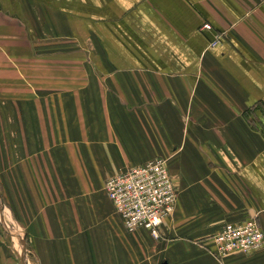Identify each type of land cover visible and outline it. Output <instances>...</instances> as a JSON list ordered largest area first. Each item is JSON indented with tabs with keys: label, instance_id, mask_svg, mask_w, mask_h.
I'll return each mask as SVG.
<instances>
[{
	"label": "crops",
	"instance_id": "1",
	"mask_svg": "<svg viewBox=\"0 0 264 264\" xmlns=\"http://www.w3.org/2000/svg\"><path fill=\"white\" fill-rule=\"evenodd\" d=\"M259 110L264 0H0V136L34 144V193H59L34 197L29 235L0 206V264H264L199 245L249 216L264 231ZM155 157L177 188L158 238L104 190Z\"/></svg>",
	"mask_w": 264,
	"mask_h": 264
},
{
	"label": "built area",
	"instance_id": "2",
	"mask_svg": "<svg viewBox=\"0 0 264 264\" xmlns=\"http://www.w3.org/2000/svg\"><path fill=\"white\" fill-rule=\"evenodd\" d=\"M210 28L209 24L205 25ZM218 41V40H217ZM104 190L128 232L147 230L159 237L160 226L173 214L177 188L167 161L156 157L108 176ZM208 247L222 260L233 253H249L264 247V231L252 216L225 223L208 237Z\"/></svg>",
	"mask_w": 264,
	"mask_h": 264
},
{
	"label": "rangeland",
	"instance_id": "3",
	"mask_svg": "<svg viewBox=\"0 0 264 264\" xmlns=\"http://www.w3.org/2000/svg\"><path fill=\"white\" fill-rule=\"evenodd\" d=\"M216 36H218V34H216ZM258 112H260L259 114L264 119V110H259ZM246 116L250 121L253 123L255 122L256 119L251 116V112ZM1 129L3 128L1 127L0 130ZM14 130L15 129H13V131ZM19 130L22 129L19 128ZM2 132L4 133V129ZM22 134L24 135L23 132ZM22 134H20L19 137L22 136ZM16 139L15 135L7 136L6 133L0 136V206L2 207L4 215L9 217L10 225L12 227L15 224L18 225L25 235H29L30 228H34V212L39 213V211L43 210L40 207L37 209V203H35L34 208V197L40 196L41 199L44 200V202L42 201L40 203V206L43 208L46 202L57 199L59 193L40 191L34 193V182L37 183V176L35 175L34 178V144L16 143ZM54 180L57 183L65 182V184L70 181L67 180V177L63 179L62 177H54ZM36 186L38 185L36 184L35 187ZM75 194L77 195L78 193L72 191L68 193L71 198L75 197ZM37 205H39V203ZM37 213L36 215H38ZM24 241L28 243L27 240ZM199 245L207 248L208 252L213 255L205 243ZM156 252L157 251L154 253ZM156 259L154 255L151 256L152 262ZM217 260L222 261L219 259ZM244 263L259 264L257 261L253 262L251 260L249 263L248 261Z\"/></svg>",
	"mask_w": 264,
	"mask_h": 264
}]
</instances>
